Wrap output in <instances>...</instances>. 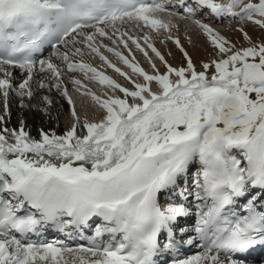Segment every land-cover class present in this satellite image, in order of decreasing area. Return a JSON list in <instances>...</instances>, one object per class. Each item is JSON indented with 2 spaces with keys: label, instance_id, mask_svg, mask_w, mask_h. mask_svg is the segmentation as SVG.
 <instances>
[{
  "label": "snow or ice",
  "instance_id": "snow-or-ice-1",
  "mask_svg": "<svg viewBox=\"0 0 264 264\" xmlns=\"http://www.w3.org/2000/svg\"><path fill=\"white\" fill-rule=\"evenodd\" d=\"M177 7L184 19L207 9L264 29V0H0L5 114L10 93L27 107L25 97L55 88L73 104L66 75L105 111L99 122L81 124L73 107L66 132L40 130V139L28 135L23 121L19 131L0 128V264H256L252 253L264 249V41L240 29L248 46L237 48L195 19L218 50L197 71L182 47L186 67L169 65L145 34V45L165 65L161 73L139 39L121 28L142 23L157 33L163 29L171 40ZM104 39L131 53L130 41L154 73ZM175 43L180 46L178 38ZM85 49L133 87L85 63ZM73 73L123 98L102 99ZM42 99L52 103L47 95ZM78 127L86 131L77 134ZM93 218L102 223L84 235ZM48 227L69 236L79 230L86 243L45 242L40 237ZM188 248L197 250L188 255Z\"/></svg>",
  "mask_w": 264,
  "mask_h": 264
},
{
  "label": "bare ground",
  "instance_id": "bare-ground-1",
  "mask_svg": "<svg viewBox=\"0 0 264 264\" xmlns=\"http://www.w3.org/2000/svg\"><path fill=\"white\" fill-rule=\"evenodd\" d=\"M170 2H172V0H170ZM188 2L191 3V0H188ZM176 10L178 11L179 15L177 17L172 18V23L176 24L177 26H180L182 28L181 30H185L189 32L191 35H194L195 40H198L200 36L198 35L199 33L196 31V28L199 27L193 23V20L199 19L202 23L209 24L210 27L214 28L216 31L221 33L222 30H224V27L219 26V24L231 18V17H226V19H224L223 17L210 18L203 16V14H200L194 16L192 19H183L182 9L177 7ZM205 10L208 12L207 9ZM161 15L163 16V14ZM246 25L247 24H245L244 26ZM247 27L250 26L247 25ZM147 28L148 27L143 26V24L141 23L140 27H135L134 25H125L121 28V31L129 30L130 34L135 35L139 39L141 46L144 47L145 50L148 52V58H151L152 62L156 64V68L159 69V71H162V69L166 71L165 65L159 60L158 57L155 56L154 53H152L151 49L147 48V46L145 45L142 39V37L145 34L150 36ZM180 31L178 33H180ZM190 34H187L188 38H189L188 35ZM184 39H186V36L185 38H183V40ZM97 42L98 43L101 42L99 38ZM102 42L104 44H107L109 47H116L118 51H121L124 55L128 56L130 60L134 56L135 57V60L133 61L134 63H138L140 67H142L149 74L154 73V70L152 69L151 64L149 63V59L146 58L142 52L136 49L135 45H132L130 41H129V48L131 49V53H129V49H125L122 44L112 45L111 42L108 41L107 39H104ZM151 42L157 48V50L160 51V53L163 54L164 56L163 53L164 49L163 48H162L163 50L158 49L161 48L157 46L158 42L157 43L155 41L153 42V39ZM206 44H205V48H206ZM61 48L63 50V46H61ZM101 51L105 56L108 57V59L112 63H114L122 71L127 72L132 77V80H135L137 82H142V77H139L138 74L132 73V70L128 68L126 65H124L112 53H109L104 49H101ZM49 53L44 54V57H47ZM172 53L173 55L171 56L174 63H168V64L171 65L172 67L183 66L185 63H180L184 61L182 56L175 50H173ZM168 55L169 54H167V56ZM77 59H81V58H77ZM82 59L85 63H90L93 67H96L99 71L103 72L105 75L109 76L111 79L115 80L117 83L121 84L122 86L128 87L130 89L133 87V84L131 83L130 80L121 76L119 73L115 72L114 69L104 64L100 60V58L95 54L91 53L89 49H85V53ZM166 61L168 62V60ZM12 71L14 76L17 77L20 76L19 70L13 69ZM70 75H75L76 78L81 79L82 83L87 86V89H90L93 93L100 96L102 99H106L108 95H117L123 98V93L119 92V90L113 91L107 85H101L96 80H90L85 78L82 73H73ZM89 76H91V73H89ZM64 79L66 82V87L69 96L72 98L73 101V104L71 105L68 103V98L63 96L62 91H58L55 88L51 89V91H49L48 89H38L33 99L29 100L27 97L24 98V103L27 105V107H21L19 105L21 103V98L15 96L14 93H10L8 98V112L7 114H5L3 97L0 96V116H4V120L0 122V128H10L19 131L21 121H23L24 130L28 133L30 137L34 139H40V130H43L44 132H48V133L54 131L56 132L57 135H62L70 128L71 124L74 122V118L71 115L73 107L75 108L77 114L80 116L81 124L85 119H87L89 122H99V120L105 115V111L102 108H100V106L96 104L90 96L83 95L85 89H81L80 92H77L75 87L70 82H68L67 75L64 77ZM15 82L18 83L19 80ZM45 95L50 97V99L52 100L51 104H47L46 102L43 101L42 97ZM28 113H30V116ZM81 131H86V130L78 127L77 134H80ZM183 183L184 180L181 179L179 181L181 188L184 187ZM189 184L192 185L191 176H189L188 178V185ZM174 199L176 201L180 200L178 196L174 197ZM189 199H191V197H189ZM163 202L164 200H162V203Z\"/></svg>",
  "mask_w": 264,
  "mask_h": 264
},
{
  "label": "rangeland",
  "instance_id": "rangeland-1",
  "mask_svg": "<svg viewBox=\"0 0 264 264\" xmlns=\"http://www.w3.org/2000/svg\"><path fill=\"white\" fill-rule=\"evenodd\" d=\"M243 24L244 25L247 24L250 27H247V25L244 26ZM219 26L224 27V30H222V32L220 34L225 36L226 39H228L232 44H235L237 48H240L242 46H248L247 42L243 38V32H241L240 29H243L244 32H247L248 35L252 37L254 42L259 43L261 41H264V29H260L257 25H254L253 23H251L249 21L241 22L238 19L233 20V18H230L229 20L224 21L223 23H220ZM181 29L182 28L180 26H177V25L175 28H172L171 29V35L173 36V39L169 40V39H166V36L168 35V33L164 32L163 29H161L160 32L157 33L155 31L151 30L150 28H147L148 33L150 34V36L153 39V42L154 41L156 43L158 42L157 46L161 47L158 49H160V50L162 48L164 49L163 53H164V56L166 57V58L165 57L164 58H165V60H168L167 63H174L171 55H173L172 52H173V50H175L184 59V61L180 62V63H185L181 67H186V58L184 56V52H187L188 56L191 57L193 64L196 66L197 71L203 70L202 64L208 63L212 59L217 58L216 54H217L218 50L213 46V44L209 40L208 36L203 32L202 29L196 28V31L199 33L198 35L200 36V38L202 37L201 39L199 38L200 40L199 39L195 40L194 35H191L189 32H187L185 30H181ZM179 31H180V33H178ZM183 32H185V33H183ZM173 33H176V34H173ZM187 34H190V35H188L189 38L187 37ZM185 36H186V39L183 40V38H185ZM176 38L179 39V42H180L179 47L175 43ZM203 39H204V41H203ZM204 43L205 44L207 43L206 48H205ZM181 47L184 49V52L181 51ZM167 54H169V55L167 56ZM212 71H214V68L209 69V74H211ZM160 72L161 73L164 72V69H162V71H160ZM28 114L30 116V113H28Z\"/></svg>",
  "mask_w": 264,
  "mask_h": 264
}]
</instances>
